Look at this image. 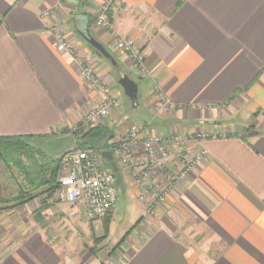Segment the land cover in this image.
Wrapping results in <instances>:
<instances>
[{"label":"crops","instance_id":"obj_1","mask_svg":"<svg viewBox=\"0 0 264 264\" xmlns=\"http://www.w3.org/2000/svg\"><path fill=\"white\" fill-rule=\"evenodd\" d=\"M101 3L0 0V136L68 133L96 102L80 59L118 98L121 73L138 85L136 113L125 107L107 126L118 132L136 120L149 124L148 134L202 131L208 156L149 215L123 175L136 208L113 241L104 225L115 207L88 221L79 205L49 203L38 188L31 201L10 206L12 168L0 159V264H264V0H115L105 28L95 25ZM76 15L88 17L114 64L76 33ZM56 31L70 53L57 50ZM113 32L145 50L143 74L115 47ZM161 94L172 111L160 110ZM150 181L165 186L158 171ZM15 183L19 193L30 189Z\"/></svg>","mask_w":264,"mask_h":264},{"label":"built area","instance_id":"obj_2","mask_svg":"<svg viewBox=\"0 0 264 264\" xmlns=\"http://www.w3.org/2000/svg\"><path fill=\"white\" fill-rule=\"evenodd\" d=\"M114 1L102 0L95 16L96 26L103 28L110 26L109 10ZM113 34L115 47L130 58L135 72L143 74L145 50L137 46L132 39L119 37L115 32ZM54 38L57 50L71 52L72 46L62 33L56 31ZM76 61L89 89L95 92L96 102L94 107L78 118L71 129L73 135L75 127L85 132L97 123L102 124L104 120L110 122L109 119L114 113L122 111L119 98L110 93L94 68L87 61L80 59ZM159 97L161 111L170 112L174 109V105L165 95L161 94ZM148 130V123L137 122L126 128L122 134L116 132L110 134L108 148L104 149L112 152L120 173L124 169L130 170L136 177L137 185L149 190L150 194L145 204L147 212H150L165 201L170 190L188 175L193 165L202 162L208 156V151L199 145L205 138L203 132L196 134L193 139L188 138L192 142L189 144L180 137L181 131L177 128L171 129L167 135L148 134ZM169 143L173 145L172 152L177 154L176 161L180 166L179 170H174L175 172L171 171V166L167 165L163 157L167 154ZM193 146L197 147L196 151L193 150ZM137 150L139 156L136 159ZM156 171L165 181L163 188L155 187L150 181L151 174ZM118 189L116 175L101 156L99 149L75 147L62 157L55 188L51 193H47L46 198L50 203L58 201L79 205L88 221L101 220L115 207Z\"/></svg>","mask_w":264,"mask_h":264},{"label":"trees","instance_id":"obj_3","mask_svg":"<svg viewBox=\"0 0 264 264\" xmlns=\"http://www.w3.org/2000/svg\"><path fill=\"white\" fill-rule=\"evenodd\" d=\"M91 49L102 56L96 49L92 47ZM104 131H108L111 134L106 127L90 129L85 135L76 139L75 147L96 148L89 142V139L100 136ZM31 138L19 135L0 136L1 161L7 166L11 167L13 165L18 168L30 188L29 190L21 191L22 195L19 197V202L21 198L25 202L36 195L46 192L51 193L55 188V180L62 166V159L54 158L39 146L38 143L45 139L38 138L33 140ZM103 148H108L107 142L103 143ZM37 188L41 189V191L35 195V192H32V190ZM44 199L46 200V198Z\"/></svg>","mask_w":264,"mask_h":264},{"label":"rangeland","instance_id":"obj_4","mask_svg":"<svg viewBox=\"0 0 264 264\" xmlns=\"http://www.w3.org/2000/svg\"><path fill=\"white\" fill-rule=\"evenodd\" d=\"M120 52L123 53L122 51H120ZM132 68L134 70L133 65H132ZM119 99H120V103L122 105V109H125V107H126L125 112L129 111L130 114H132V115H134L136 113V111L131 110V108H130V101L128 100V98L123 93H119ZM119 114H120V112L117 111L116 113L113 114L114 115L113 117H117ZM112 118L109 119V121L112 122V120H113ZM107 121L108 120H104L102 122V124L101 123H97V124L93 125L92 127H89V129L86 130L85 132L84 131H81L80 129L78 130V128L75 127V133H74L75 141H76L77 138L82 137L83 135H85L92 128L106 127L107 129H109V131L111 132V134H113L115 132L118 133V134H122L125 131L126 128H128L131 125L139 122V121H136V120L135 121L127 120V122H124L123 123L124 127L121 129V131H118L117 132L113 128H110L109 126H107V124H108ZM71 131L72 130H70L68 132L71 133ZM199 132H202V131H198V130L192 129V130L189 131L188 134H184L183 132H181V136L180 137L184 138L189 144H191L192 142L189 139L195 138V135L198 134ZM164 134L166 135L167 133H164ZM193 143H195L194 140H193ZM169 149H170L169 152L172 154L171 156L173 157V159L178 160L177 154L174 153V152H172V150H174V149H173V145L170 144V143H169V147L167 148V150H169ZM193 150L196 151L197 150V147H194L193 146ZM11 168H12V172H11L12 173V179H11V181H12V188H13V190L16 191V194H13L12 196H10L6 202H9V205L10 206H16V205H19V203H18L19 201L18 200L20 199L19 197L22 194L19 193L20 191L18 190L15 182L18 183V187L21 188V189L27 187L28 186V183L23 178V176L20 174V171H19L18 168H16L13 165L11 166ZM174 170H175V168L173 166H171V171H174ZM122 171H123V172H121L122 178H124L123 177V175H124L125 176V179L128 178L129 180H131L138 187V189L141 191V194L140 195L142 197L141 198L139 197L138 200L140 202H143L144 203L145 212L149 215L152 210L150 212H147L146 204H145L146 203V199H147L148 195L150 194L149 193V190L146 189V188H142V187L140 188L137 185V183H136V177L132 174V172L130 170L124 169ZM19 185H21V186H19ZM22 199L23 198H21V200ZM32 199H30L29 201H31ZM135 201L136 200H135L134 197L132 198V196H129V192L127 194L126 192H123L122 190H120V188L118 189V192H117V201H116V204H115L114 214L106 222V225H104V229L106 228L107 235L109 236L108 238H109L110 241H113L114 238L119 237V235L121 234L123 228L132 220V217H133L132 216V213H134V208H136ZM53 202L56 203V201H53ZM21 203H23V202H21ZM54 203H52V204H54ZM0 209H3V208H1V206H0ZM80 215H81V218H83L84 214L82 213ZM98 221H100V220H98ZM99 224H100V226L97 229V231H102L103 232V222H100ZM81 228L84 230L85 229L84 225H81Z\"/></svg>","mask_w":264,"mask_h":264},{"label":"water","instance_id":"obj_5","mask_svg":"<svg viewBox=\"0 0 264 264\" xmlns=\"http://www.w3.org/2000/svg\"><path fill=\"white\" fill-rule=\"evenodd\" d=\"M72 23L76 33L86 43H88L92 48L96 49L112 64L115 63V60L112 55L90 34L87 16L76 15L72 18ZM117 83L122 88L123 94L130 101V108H137L139 106V93L137 83L133 79L128 77L125 73L120 74ZM110 136L111 135L108 131H104L100 136L90 138L89 142L100 150L101 156L107 162L112 171L115 173L120 190H123L122 177L119 172L118 165L114 159V156L110 150H106L103 148V143L109 141ZM38 144L45 151L51 154L54 158L62 159L65 154L75 148V137L72 133H63L56 137L42 140Z\"/></svg>","mask_w":264,"mask_h":264}]
</instances>
